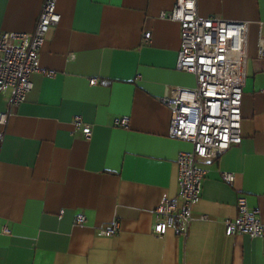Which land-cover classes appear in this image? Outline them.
<instances>
[{"label":"crops","instance_id":"1","mask_svg":"<svg viewBox=\"0 0 264 264\" xmlns=\"http://www.w3.org/2000/svg\"><path fill=\"white\" fill-rule=\"evenodd\" d=\"M174 1L57 0L43 72L18 106L9 107L11 89L0 94V264H264V239L224 226L239 196L264 221V0H197L202 17L247 23L241 142L199 161L205 176L185 236L150 232L155 208L178 200L176 159L191 150L169 137L160 102L167 88L195 87L175 67L179 25L159 16ZM42 3L0 0V33H32ZM76 118L92 127L89 140Z\"/></svg>","mask_w":264,"mask_h":264},{"label":"built area","instance_id":"2","mask_svg":"<svg viewBox=\"0 0 264 264\" xmlns=\"http://www.w3.org/2000/svg\"><path fill=\"white\" fill-rule=\"evenodd\" d=\"M56 3L57 0H43L32 33H0V94L11 89L10 108L25 100L32 89L31 76L43 72L39 52L48 32L59 23ZM159 16L179 25L175 67L195 77L193 89L167 88L160 99L171 113L169 137L191 144V150L179 153L176 159L178 200H167L153 211L150 232L161 238L169 229L177 235L187 233L205 176V171L198 166L199 161L214 160L241 142L247 23L202 17L197 12V0H175L173 8L160 12ZM256 57L264 61V37L261 36L257 40ZM6 121L7 115L1 114L0 125H5ZM73 125L81 128L86 140L91 138V126L81 125L78 118ZM220 180L231 185L234 175L222 172ZM236 207L237 217L224 221L226 233L264 239V221L257 211L248 207L244 196L237 198ZM83 221L82 215L76 216V224ZM117 229L118 224L113 223L109 233Z\"/></svg>","mask_w":264,"mask_h":264}]
</instances>
